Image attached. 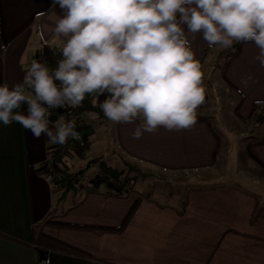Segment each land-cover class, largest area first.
<instances>
[{
	"label": "crops",
	"instance_id": "obj_1",
	"mask_svg": "<svg viewBox=\"0 0 264 264\" xmlns=\"http://www.w3.org/2000/svg\"><path fill=\"white\" fill-rule=\"evenodd\" d=\"M62 14L53 0H0V46L7 48L0 83L22 82L45 45L61 50L66 38L54 29ZM188 38L207 74L226 48L209 47L200 34ZM227 54L216 86L238 115L237 126H248L238 127L242 136L234 130L237 136L223 140L215 128L211 85H203L205 102L191 128L161 127L140 139L132 137L139 119L112 122L98 106L108 97L97 100V109L79 115L87 147L70 139L63 145L64 172L51 153L63 146L34 138L17 122L0 124V264H39L45 257L51 264H264V185L218 178L236 155L247 173H264V121L247 122L264 112V68L255 60L254 44L234 43ZM74 110L66 106L50 120H72ZM17 111L27 114V105ZM220 124L227 131L229 124ZM241 138L245 153L235 148ZM49 160L58 165V178L48 172ZM102 162L131 177V189L102 183ZM241 169L232 173L239 176ZM72 173L78 180H71ZM174 173H190L194 183L169 192L173 200L150 187L149 179Z\"/></svg>",
	"mask_w": 264,
	"mask_h": 264
},
{
	"label": "clouds",
	"instance_id": "obj_2",
	"mask_svg": "<svg viewBox=\"0 0 264 264\" xmlns=\"http://www.w3.org/2000/svg\"><path fill=\"white\" fill-rule=\"evenodd\" d=\"M57 5L63 14L54 31L66 38L58 66L33 60L22 82L0 83V124L17 122L51 144L81 139L76 120L52 122V110L81 107L86 96L96 106L105 93L98 106L106 118L141 121L133 139L161 127L191 128L206 90L189 33L209 47L254 44L264 68V0H53ZM6 52L2 47L0 59ZM24 104L27 114L17 111Z\"/></svg>",
	"mask_w": 264,
	"mask_h": 264
},
{
	"label": "rangeland",
	"instance_id": "obj_3",
	"mask_svg": "<svg viewBox=\"0 0 264 264\" xmlns=\"http://www.w3.org/2000/svg\"><path fill=\"white\" fill-rule=\"evenodd\" d=\"M218 49H220V46H217ZM231 48H226L225 50H219L218 56L215 58L213 65H211L209 67V71L206 74V70L205 68H202V72H203V85H211L212 87L214 86V90H213V104L215 105V111L216 113V117L213 118V122L215 124V128L219 131V133L222 136L223 140H226L225 135L227 134V137H233V135L237 136L236 134L238 133V136H242L243 134L240 133V129H243V126L248 127L247 125H243L240 124V127L237 126L239 123L236 120L235 117H237L238 115H236L234 112H232L233 110H231V105L228 104V107L226 105H224V98L220 97L219 93V89L217 88V84L221 79V76L219 74V70L221 68V63L223 62V58L225 57V55L227 54V52L230 50ZM217 50V49H216ZM218 89V90H217ZM101 99V98H100ZM99 100V99H97ZM227 104V103H226ZM228 117L223 118L224 114ZM232 117V119L230 118ZM223 118V121L221 122L220 120ZM231 120H230V119ZM225 119V120H224ZM255 119H249V121H247L249 123V125H255ZM254 121V122H253ZM225 122L226 124H229V127L226 131L225 127L222 126V124ZM243 123V122H241ZM251 123V124H250ZM260 130L262 129V131H264V124H260ZM239 127V130H238ZM237 131L236 134H234L235 131ZM248 130V129H247ZM248 133V132H247ZM246 134V133H245ZM231 139V138H230ZM236 149L239 148L242 152H246V147H245V138H241L239 141L236 142ZM87 147V146H86ZM85 149V148H84ZM222 149V148H221ZM243 158V156H242ZM235 161L228 163V169L225 170V172L227 173H223L224 175L222 176V174H219L218 178H223V179H227V180H241L239 177H241L242 179H248L254 182V180H256L257 183H259V185H264V173H254L253 171H251L252 173H247L246 171H244L241 168L242 167V163L239 161L238 156H235ZM245 168L247 167L246 164H244ZM242 170V173H238L239 176L237 175V173H232L233 171H238V169ZM227 168V167H226ZM89 169H86V171ZM253 170V169H251ZM140 175L141 173H135V175ZM145 174H149L152 175L151 173H145ZM160 174V173H159ZM190 173H174L173 177H167V176H161L159 179H149V181H152V184H150V187H156L155 190H158L159 192L161 191L163 194H165L164 198H169V200H173V196L169 195V192L172 191H182L183 188L189 186L190 184L194 183V179L189 176ZM257 176V177H255ZM254 182V183H256ZM116 183L118 184L119 181H116ZM246 185H252V183H248V182H244ZM126 185H128V187H126ZM126 185L124 186V188L122 189V187L120 188V190H128L131 189L132 185V178L130 181H127ZM116 188V187H115Z\"/></svg>",
	"mask_w": 264,
	"mask_h": 264
},
{
	"label": "trees",
	"instance_id": "obj_4",
	"mask_svg": "<svg viewBox=\"0 0 264 264\" xmlns=\"http://www.w3.org/2000/svg\"><path fill=\"white\" fill-rule=\"evenodd\" d=\"M44 49L46 50L47 53V58H48V64L51 69H54L58 66V61L62 58V55L60 53V50H56L52 47H49L48 45L44 46ZM234 51H236V47L234 46ZM232 53V52H231ZM230 53V54H231ZM229 54H226V56H228ZM59 82V81H57ZM261 104H264L261 103ZM260 104L257 103V106H259ZM97 109V107L93 106V104L91 103V101L86 97L85 100L83 101V105L81 107H75V110L73 112V114L75 115H80L81 113H83L86 110H95ZM251 119H255L254 121L257 123H261L264 121V112H260L258 114L255 113V115H253L251 117ZM264 140V138H263ZM88 145V144H87ZM52 155L56 156V162H58L59 164H61V167L59 168L62 172L66 171L65 165H64V161H63V152H62V148L57 149L54 152H51ZM129 166V165H128ZM131 169L133 168L132 166H129ZM100 172L97 174V177L99 178V180L102 183H108L110 182L111 179H115L116 181H119L120 183V188L122 187V189L124 188V186L126 185L127 181L131 180V177H126L123 176V173H121L120 171L112 168L111 166L107 165L106 163L102 162L101 166H100ZM61 174V173H60ZM63 174V173H62ZM100 174L102 176H100ZM78 175L77 173H72L70 178L71 180H78Z\"/></svg>",
	"mask_w": 264,
	"mask_h": 264
},
{
	"label": "built area",
	"instance_id": "obj_5",
	"mask_svg": "<svg viewBox=\"0 0 264 264\" xmlns=\"http://www.w3.org/2000/svg\"><path fill=\"white\" fill-rule=\"evenodd\" d=\"M35 60L40 61L42 64H44L46 67H48L50 69L49 64H48L47 53H46V50L45 49H41V50L38 51ZM57 83H59V82H57ZM86 97L90 101L93 98L92 96H86ZM105 97H108V93H105V94L97 97V99H100V98L103 99ZM65 107L54 109V110H52V112L61 111ZM72 119H75L76 120V131L79 133L81 139L80 140H75V139H72V138H69V139L71 141H74L79 149H84V148H86V146L88 144V135H87V133H85V131L83 130V128L81 127V125L78 124V122H79V115L73 114ZM62 152H63V154L66 153L65 147L62 149ZM46 168H47L48 172L54 174V176L56 178H58L60 176V173L57 170L58 165L55 164L52 160H49L47 162ZM100 176H102V175L100 174ZM110 183L114 184L116 186V188L118 190H120V183L117 184L115 179H111L110 180ZM126 187H128V185H126ZM35 231H39V229L36 228ZM39 264H51V259L49 257L41 258L39 260Z\"/></svg>",
	"mask_w": 264,
	"mask_h": 264
},
{
	"label": "water",
	"instance_id": "obj_6",
	"mask_svg": "<svg viewBox=\"0 0 264 264\" xmlns=\"http://www.w3.org/2000/svg\"><path fill=\"white\" fill-rule=\"evenodd\" d=\"M96 160H94V162H95ZM88 165H90V164H88ZM80 173H83V171H80Z\"/></svg>",
	"mask_w": 264,
	"mask_h": 264
}]
</instances>
